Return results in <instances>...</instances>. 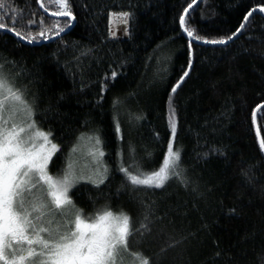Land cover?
Segmentation results:
<instances>
[{"label":"trees","instance_id":"trees-1","mask_svg":"<svg viewBox=\"0 0 264 264\" xmlns=\"http://www.w3.org/2000/svg\"><path fill=\"white\" fill-rule=\"evenodd\" d=\"M195 0H0V77L32 108L62 176L81 136L107 168L69 201L77 217L129 221L125 250L143 264H264V154L253 123L264 104V17L225 45L190 42L180 19ZM264 0H200L184 20L225 42ZM126 16L112 37L111 17ZM264 148V107L256 113ZM76 217V215H75Z\"/></svg>","mask_w":264,"mask_h":264},{"label":"rangeland","instance_id":"rangeland-1","mask_svg":"<svg viewBox=\"0 0 264 264\" xmlns=\"http://www.w3.org/2000/svg\"><path fill=\"white\" fill-rule=\"evenodd\" d=\"M126 20L111 17L110 33L120 37ZM31 114L22 93L0 77V264H143L125 250L126 216L108 212L83 220L69 201L81 183L106 178L98 138L81 136L64 174L51 176L57 146L35 128Z\"/></svg>","mask_w":264,"mask_h":264},{"label":"water","instance_id":"water-1","mask_svg":"<svg viewBox=\"0 0 264 264\" xmlns=\"http://www.w3.org/2000/svg\"><path fill=\"white\" fill-rule=\"evenodd\" d=\"M200 0H195L190 6H188L186 8V10L184 11L181 19H180V28H181V31L182 33L184 34V37L189 40L190 42L192 43H195V44H200V45H210V46H220V45H225L227 43H229L230 41H232L240 32L241 30L244 28L245 24H246V21L248 20V18L253 15V14H260L261 16L264 17V11L260 8H255L253 10H251L247 16L245 17L241 27L239 28V30L228 40H226L225 42H210V43H206V42H202V41H199V40H195L193 39L185 30V26H184V20L186 18V15L187 13L193 9L196 4L199 2ZM38 2V7L39 9L41 10V12L48 16V17H52L54 19H68L69 20V25L64 29L62 30L61 32H59L58 34L52 36V37H49V38H44V39H41L40 41H37V42H29V41H26L24 40L23 38L15 35V37L17 39H19L21 42L23 43H26L28 45H38V44H42V43H48V42H51L53 40H56L58 39L59 37L63 36L64 34H66L69 29L74 25V18L72 15H69V14H54V13H50L48 11H46L44 8H43V5H42V0H37ZM262 107H264V104H261L260 106H258L254 113H253V123H254V129H255V133H256V136H257V139H258V142H259V145L261 147V150L264 154V148H263V145H262V141H261V138H260V134H259V131H258V128H257V125H256V113L258 112L259 109H261Z\"/></svg>","mask_w":264,"mask_h":264},{"label":"built area","instance_id":"built-area-1","mask_svg":"<svg viewBox=\"0 0 264 264\" xmlns=\"http://www.w3.org/2000/svg\"><path fill=\"white\" fill-rule=\"evenodd\" d=\"M113 27H114V29H115V28H118V29H119L121 26H120L119 23H118V25H117V23H115ZM121 29H122V30H121L122 34H120V36L126 37V36H125V32H126V31L124 30V27L122 26ZM111 36H112V37H116V36L112 33V30H111Z\"/></svg>","mask_w":264,"mask_h":264}]
</instances>
